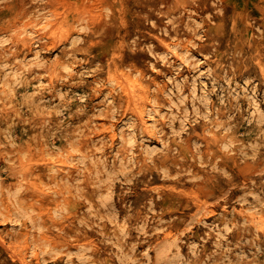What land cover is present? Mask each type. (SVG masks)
Listing matches in <instances>:
<instances>
[{"label":"rangeland","instance_id":"rangeland-1","mask_svg":"<svg viewBox=\"0 0 264 264\" xmlns=\"http://www.w3.org/2000/svg\"><path fill=\"white\" fill-rule=\"evenodd\" d=\"M0 264H264V0H0Z\"/></svg>","mask_w":264,"mask_h":264},{"label":"bare ground","instance_id":"bare-ground-1","mask_svg":"<svg viewBox=\"0 0 264 264\" xmlns=\"http://www.w3.org/2000/svg\"><path fill=\"white\" fill-rule=\"evenodd\" d=\"M189 25V24H188ZM176 33V32H175ZM253 42V41H252ZM235 131V130H234ZM233 132V131H232ZM235 133V132H234ZM235 139V138H234ZM233 168V167H232ZM235 168V167H234ZM225 173V172H224ZM69 177V176H68ZM197 179V178H196ZM195 179V180H196ZM229 180V179H228ZM200 181V180H199ZM199 183V182H198ZM201 183H202V181H201ZM233 183V182H232ZM237 183V182H236ZM205 184V183H204ZM201 185V184H200ZM202 186V185H201ZM210 189V188H209ZM224 196V195H223ZM209 197V196H208ZM212 197V196H211ZM215 197V196H214ZM213 198V197H212ZM199 202V201H198ZM201 206V205H200Z\"/></svg>","mask_w":264,"mask_h":264}]
</instances>
